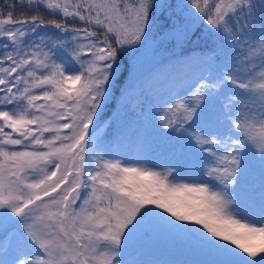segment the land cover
<instances>
[{"label": "snow or ice", "instance_id": "obj_1", "mask_svg": "<svg viewBox=\"0 0 264 264\" xmlns=\"http://www.w3.org/2000/svg\"><path fill=\"white\" fill-rule=\"evenodd\" d=\"M160 237L264 264V0H0V264Z\"/></svg>", "mask_w": 264, "mask_h": 264}, {"label": "trees", "instance_id": "obj_2", "mask_svg": "<svg viewBox=\"0 0 264 264\" xmlns=\"http://www.w3.org/2000/svg\"><path fill=\"white\" fill-rule=\"evenodd\" d=\"M156 68L152 67L148 70H145L144 72L148 71H155ZM130 150L129 148H127ZM166 239L164 237L157 238L156 240L146 244L144 247L139 248L135 251V254L140 256V262L141 264H159V258H160V253L163 251H168L165 250L163 240ZM162 249V250H160ZM177 252H172L175 253L183 258H194L192 253L187 249L185 251L182 250H176ZM170 252V251H169ZM134 253V252H133ZM132 253V254H133ZM161 264V263H160Z\"/></svg>", "mask_w": 264, "mask_h": 264}, {"label": "rangeland", "instance_id": "obj_3", "mask_svg": "<svg viewBox=\"0 0 264 264\" xmlns=\"http://www.w3.org/2000/svg\"><path fill=\"white\" fill-rule=\"evenodd\" d=\"M156 59L153 57V54L151 52H146L139 60L138 64L140 67L141 71L148 70L152 67L156 68ZM110 114V113H109ZM133 150L125 152L126 156L131 155ZM159 154L158 148L153 150L152 152L149 153V158L153 163H161V159H157V156ZM164 168L168 167V164L163 165ZM158 170H163V169H158ZM164 248L165 250L171 251V252H177L176 250H182L185 251L187 250L186 247L180 245L178 242H175L171 239H164L163 240ZM162 250V249H160ZM130 259L134 260V257H130Z\"/></svg>", "mask_w": 264, "mask_h": 264}]
</instances>
